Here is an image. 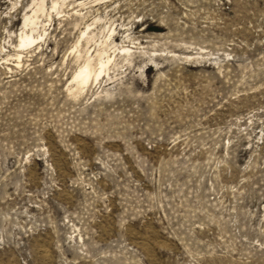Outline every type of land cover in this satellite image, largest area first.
I'll use <instances>...</instances> for the list:
<instances>
[{"label":"rangeland","instance_id":"obj_1","mask_svg":"<svg viewBox=\"0 0 264 264\" xmlns=\"http://www.w3.org/2000/svg\"><path fill=\"white\" fill-rule=\"evenodd\" d=\"M81 1L0 0V264H264V0Z\"/></svg>","mask_w":264,"mask_h":264},{"label":"bare ground","instance_id":"obj_2","mask_svg":"<svg viewBox=\"0 0 264 264\" xmlns=\"http://www.w3.org/2000/svg\"><path fill=\"white\" fill-rule=\"evenodd\" d=\"M81 1V0H80ZM101 0H90V3H97ZM89 3V4H90ZM98 4V3H97ZM56 4H54L55 7ZM87 3L85 2H78L79 7H85ZM53 7V9H54ZM43 11L42 3H38L36 5L35 10L33 11V15L37 14L38 12ZM32 24V17L28 16L24 18L23 22V28H26L27 26ZM87 28H85V31L81 32V38L82 41L88 42L92 35L90 32H87ZM81 40V39H80ZM35 42V39L31 35H27L24 31L19 36L18 40V48L24 49L32 46ZM76 48V47H75ZM79 51V50H78ZM77 51V52H78ZM124 53H127L128 50L122 49ZM110 59L107 57H103V53L99 50L95 51L94 56H90L85 58L83 60L82 65L79 67L78 72L74 75L72 82L75 84L76 89H82L88 82H95L99 79V77L104 73L105 69L110 63Z\"/></svg>","mask_w":264,"mask_h":264}]
</instances>
